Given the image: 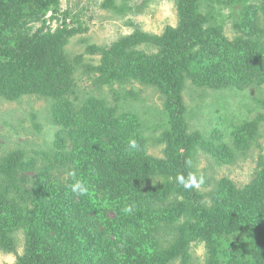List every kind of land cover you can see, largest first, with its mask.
Here are the masks:
<instances>
[{
  "label": "rangeland",
  "instance_id": "obj_1",
  "mask_svg": "<svg viewBox=\"0 0 264 264\" xmlns=\"http://www.w3.org/2000/svg\"><path fill=\"white\" fill-rule=\"evenodd\" d=\"M104 1L106 0H57L54 6L56 13L53 12L54 8L49 7L42 12L36 10L30 17L22 13L23 16L11 19L14 23L13 28L27 36L40 31L42 37L50 38L60 31L77 30L63 47L66 59L72 66L73 85L71 93L65 97L68 101L65 113L69 112L73 120L66 117L67 113L61 116L59 114L58 118L52 115V105L55 103L53 96L36 98L24 95L16 101H9L0 95V191L5 193L8 200L13 201L11 205H16L15 211L26 218L27 213L33 209L36 194L33 188L37 186V175L49 168L48 171L59 177L62 185L66 187L67 195L62 201L54 202L59 203L58 205L52 203L50 206L54 204L56 209H62L65 214L63 218L67 219L51 218L44 235L60 248L67 246L68 234L78 227L79 232L84 231L86 226L95 227L100 239H107L108 242L114 239L111 234H106L111 220L116 217L115 209L119 206L114 194L117 185L113 181L121 180L122 176L126 180L124 171L126 174H132L130 177L135 181V185L132 183V186L140 192V197L148 195L154 186L169 185L172 181L170 176L156 171V166L153 169V164L150 166L144 164L145 169L143 168L139 174L142 175L140 179H145L143 182L139 183L140 179L135 176V167L141 165L144 157L155 162L167 161L166 135L170 124L165 117L162 97L155 88L135 81L122 86L116 83L98 86L95 80L99 74L95 69L99 67L100 55L90 53V47H108L134 31L160 35L167 26L175 28L179 21L177 0H113V7L129 8L124 16L115 14L112 9H104L101 6ZM211 1L198 0L197 12L206 15L209 11L217 12L216 7H220L222 35L229 42H233L239 36L234 28V22L238 21L243 7L264 8V0H239L233 7L218 5L226 0H215L211 7L209 6L213 3ZM64 13H69L74 20L72 21L71 17L66 18H70L72 22L65 19ZM53 14H56V17L52 18ZM136 50L151 53L149 52L151 50L141 45L137 46ZM79 57L80 62L76 63L75 59ZM190 63L193 66L195 60H191ZM92 71L95 73H91ZM262 76L260 82L241 88L233 84L217 88L202 87L192 78H184L180 84L181 118L185 131L188 136L199 137L197 141L200 142L189 149L187 157L192 161L191 166H188L189 172H194L197 176L202 175L204 183L199 188L192 189L200 197L199 204L207 209L217 211L216 208H219L217 199L212 196L220 192L219 187L224 181L230 182L236 190L241 191L256 179L257 173L264 166V70ZM89 98H99L106 106L114 108L113 118L132 117V120L137 121L138 133L135 136L138 137L124 135L127 139L129 137L137 139L140 145L137 151L139 154L130 169L128 165L124 168L122 162L115 164L112 160L114 165L111 166L119 170L103 165L99 166V169L97 166H91L87 171L82 163L79 166L74 165L71 163L72 160L68 159L59 164L55 159L53 151L58 156L62 151L70 159L83 155L90 162L88 157L90 148L87 144L89 141L88 139L79 141V137L95 129L86 126L80 120H74L82 118L83 109L88 104L85 101ZM96 115L97 111L94 112V116ZM99 119L102 120V117ZM69 131L74 134H69ZM248 131L255 133L252 140L247 143L241 141L242 136L248 137ZM68 136H73L70 138L75 142ZM199 144L206 146L201 148ZM78 145H82V149L87 153L81 154V146ZM206 147H210L211 150L207 151ZM17 150L25 153V159L17 164L4 160L9 152ZM108 150L106 148L100 152L104 151L108 155ZM33 160H36V163L33 164ZM74 166L79 167L75 177L69 175V172L74 171ZM97 176L104 179L106 186V192L99 199L98 208L94 204H99V201L92 203L90 200L95 191L92 180ZM79 177L88 179L84 181L89 187L86 196L76 197L69 189L72 181ZM174 195L169 196L163 204L157 202L151 205L144 204L143 224L157 221V226H150L147 233L144 232L146 229H143L138 233L140 236L134 232L133 236L129 235L130 241L134 242L137 237L143 241L142 236L146 235V240L153 239L156 242V250L164 251L179 235L177 226L194 222L189 213L176 219L168 217L165 219L166 223L151 213L145 214L148 209L155 211L157 205L160 209L172 208L170 204L175 200L181 201L180 197H173ZM108 197L115 204L106 203ZM188 207L192 209L189 205ZM29 230L28 223L23 219L18 225L8 228L0 224V240L10 245L8 250L0 249V264H15L18 258L24 256L26 245L32 235ZM251 231L248 226L241 225L237 231L215 236L212 239L220 245L219 250H216L211 240L190 236L193 233L188 229L185 232L188 236L180 237L179 244L184 243V251L189 257L187 264H209L208 261L216 264H264V239H260L259 243ZM81 242L84 243L83 239ZM46 243L45 238H40L35 246L39 247ZM174 257L173 260L158 264H185L183 263L185 253ZM118 261L123 263L121 259Z\"/></svg>",
  "mask_w": 264,
  "mask_h": 264
},
{
  "label": "trees",
  "instance_id": "obj_2",
  "mask_svg": "<svg viewBox=\"0 0 264 264\" xmlns=\"http://www.w3.org/2000/svg\"><path fill=\"white\" fill-rule=\"evenodd\" d=\"M238 1L226 0L221 1L222 4L218 5L233 7ZM211 3L212 5L209 6L212 7L215 0H212ZM56 4L57 0H0V95L9 101H16L24 95L36 98L53 96L55 103L52 105V115L58 118L59 114L61 116L67 113L66 117L72 119L69 112L65 113L68 105L65 97L71 93L70 90L73 87L72 66L66 59L63 47L68 38L77 33V30L60 31L50 38L42 37L40 31L27 36L22 31H16L12 26L14 23L11 21V19L23 16L22 13L26 17H30L36 10L42 12L49 7L54 8ZM177 4L179 21L175 28L167 26L160 35L134 31L128 36L119 38L108 47H90V53L100 55L99 67L95 69L99 74L95 80L98 86L109 83L122 86L130 81H135L141 85L155 88L162 97L165 117L170 124L166 135L165 155L167 161L155 162L144 157V161L139 165L141 167H137V165L135 167V176L139 180V177L142 176L139 174L143 168L145 169L144 164L149 166L153 164V169L156 166V171L172 178L171 183L154 186L148 195L140 197V192L132 186V183L135 185L134 178L130 177L132 174H126L124 171L126 180L122 176L121 180L113 181L115 185L120 186V188L116 186L114 191L119 206L115 209L116 217L111 220L109 231L106 234H111L114 239L110 242L107 239H100V235L95 232V227L86 226L82 232H79L78 227L77 230L74 228V232L68 234L67 246L69 247L62 248L44 235L51 218L67 219L63 218L64 211L56 209L54 206V204H59L54 203L55 201H62L67 195L66 187L62 185L59 177L48 171L49 168L37 175V186L33 188L36 193L33 209L27 213L26 218L21 217L20 213L15 211L16 205H11L13 201L8 200L1 190L0 224L8 228L18 225L23 219L28 223L29 232L32 233L24 256L18 258L15 264H158L166 260H173L174 256L182 253H185L183 263L187 264L189 257L184 251V243L179 244V240H181L180 237L188 236L185 234L188 229L193 233L190 236L195 235L198 238L211 240L213 248L216 250H219L220 245L212 238L220 236L224 232L237 231L241 225L248 226L258 241L264 239V166L257 173L256 179L241 191L236 190L230 182L224 181L219 187L220 192L212 196L217 199L219 204V208H216L217 211L207 209L204 205L199 204L200 197L194 193V190H186L176 181L178 174L186 176L189 173V167L185 163L188 160V151L200 143L197 141L199 137L188 136L185 131L181 118L180 84L184 78H192L199 86L213 88L227 84L241 88L260 82L264 70V8L258 6L257 9H249L243 3L245 7L240 11L238 21L234 22V28L238 31L239 36L233 42H229L222 35L223 24L220 19V7H216L217 12L209 11L203 15V13L197 12L198 0H177ZM113 5V0H106L101 6L104 9H112L115 14L121 16H124L129 10L124 7H113ZM53 12H57L56 8L53 9ZM54 17L56 14H53L52 18ZM63 17L67 19L66 17L71 16L69 13H64ZM71 19L74 20L73 17ZM71 19L67 20L72 22ZM78 31L80 32V30ZM140 45L151 50L149 51L151 53L136 50V47ZM191 60H195L193 66L190 63ZM75 62L79 63L80 57L76 58ZM85 102L88 104L83 109L82 118H74V120H80L86 126L95 129V131L79 137V141L83 139L89 141L87 144L90 154L86 155L90 158V162L83 155L77 156L76 159H70L62 151L59 156L53 151L55 159L59 164L68 159L72 160L71 163L74 165L79 166L82 163L87 171L91 166H97L99 169V166L103 165L119 170L111 166L119 162L123 163L124 168L128 165V169H130L139 153L137 151L129 153L126 137L135 136L138 133L137 121L132 120V117L113 118L115 109L106 106L99 98H89ZM95 111H97L96 116H94ZM99 117H102V120ZM68 133L74 134L70 131ZM247 134L248 137L242 136L240 140L247 143L252 140L255 133L248 131ZM70 137L73 136H68V138ZM103 138L104 140H102ZM71 140L75 142L73 139ZM58 141L59 139H57ZM201 141L203 140L201 139ZM199 145L201 148L206 146ZM78 147L81 148V154L87 153L82 149V145H78ZM106 148L109 149L108 155L104 151L100 152ZM206 150L211 149L206 147ZM93 151L96 152L91 155ZM24 154L18 150L11 151L4 160L17 164L25 159ZM34 162L36 163V160H33V164ZM78 168L74 166L76 176ZM57 175H59V171ZM84 178L75 179H80L83 182L88 180ZM144 180L142 178L138 182L141 183ZM92 185H94L95 191H93L90 200L92 203L99 201V204H94L98 208L100 207L99 199L106 192L105 181L97 176L92 180ZM171 195L180 197L181 201L173 199L174 203L170 204L173 206L172 208L160 209L157 205L155 211L148 209L145 214L151 213L166 223L165 219L168 217L176 219L178 216L189 213L194 222L187 223L185 226H177L179 235L167 250H156V242L153 239L146 240V235L142 236L143 241L137 237L134 240L136 245H134V242L130 241L129 235L133 236V233L136 232L135 234L140 236L138 233H141L143 229H146L144 232L147 233L150 226H157V221L143 224L142 209L144 204L151 205L156 202L163 204ZM52 203L54 204L50 206ZM106 203L115 204L109 197ZM129 205L132 206V212H123V208ZM40 238H45L47 243L36 247L35 243L39 242ZM82 239L84 243L81 242ZM9 248L10 245L6 241L0 240L1 250ZM119 259L123 263H120ZM208 263L216 264L212 261H208Z\"/></svg>",
  "mask_w": 264,
  "mask_h": 264
},
{
  "label": "clouds",
  "instance_id": "obj_3",
  "mask_svg": "<svg viewBox=\"0 0 264 264\" xmlns=\"http://www.w3.org/2000/svg\"><path fill=\"white\" fill-rule=\"evenodd\" d=\"M127 150L129 153H133L139 150L140 145L137 139L129 137L126 141ZM188 166H191L192 161L186 160L185 162ZM70 176L75 177V171L69 172ZM177 183L182 186L184 189L199 188L204 183L203 176H197L194 172H189L186 176L184 174H178L176 176ZM69 189L73 195L76 197L86 196L89 193V187L80 179H74V182L69 185ZM123 212L131 213L132 206H126L123 208Z\"/></svg>",
  "mask_w": 264,
  "mask_h": 264
}]
</instances>
